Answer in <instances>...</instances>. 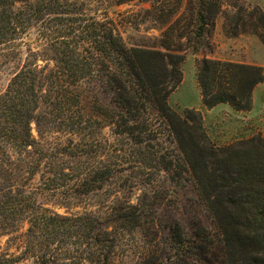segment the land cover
I'll list each match as a JSON object with an SVG mask.
<instances>
[{"label":"trees","instance_id":"16d2710c","mask_svg":"<svg viewBox=\"0 0 264 264\" xmlns=\"http://www.w3.org/2000/svg\"><path fill=\"white\" fill-rule=\"evenodd\" d=\"M76 5L0 0V47L13 49L11 44L33 27L53 62L49 70L39 67L34 61L40 53L29 50L0 94V237L27 224L20 254L0 252V264L29 259L34 264H118L119 237L140 228L144 212L129 198L118 199L124 191L121 151L110 149L107 162L91 161L95 123L110 127L142 164L163 160L161 136L170 138L175 156L162 169L186 170L220 235V260L206 263L264 264V137L215 147L200 112L189 110L182 117L169 105L182 79V58L128 48L112 27L85 16ZM95 77L112 92V106L97 104L85 113L78 86ZM197 81L205 108L229 104L250 111L264 69L203 59ZM59 132L69 137L66 142L52 138ZM49 196L64 208L77 198L101 202L97 211L60 214L40 201ZM174 237L183 243L179 234Z\"/></svg>","mask_w":264,"mask_h":264},{"label":"rangeland","instance_id":"374dc122","mask_svg":"<svg viewBox=\"0 0 264 264\" xmlns=\"http://www.w3.org/2000/svg\"><path fill=\"white\" fill-rule=\"evenodd\" d=\"M74 2L85 16L108 24L128 47L156 50L182 58V79L169 95V105L180 116L196 110L202 116L206 135L215 147H227L254 136L264 137V82L252 94L250 111H237L229 104L211 110L203 106L197 81L201 60L212 59L264 69V0H65ZM11 44L12 52L0 47V94L13 75L25 64L29 54L39 52L34 62L47 70L53 67L52 54L45 51L46 41L30 27L25 36ZM4 54V55H3ZM31 59H34L31 57ZM79 84L80 104L85 113L94 105L112 106V92L98 80ZM92 130L94 164L107 162L117 148L124 188L120 201L131 200L142 207L143 225L119 237L118 264H207L221 256L220 235L202 199L183 167L170 173L162 168L175 156V146L162 135V159L144 163L134 158L127 146H121L110 127ZM32 134L38 139L35 125ZM55 135V136H54ZM52 136V134L50 135ZM52 138L66 142V134ZM126 153V155H124ZM110 160V159H109ZM113 161L116 159L112 158ZM175 164V162H174ZM38 176L31 182L35 187ZM105 188H109L106 186ZM40 199L60 214L97 211L96 197L77 198L67 208L57 207L52 197ZM110 200L115 201L113 198ZM102 200H105L102 198ZM27 224L12 236L0 237V252L20 254ZM181 245L177 244L179 237ZM19 264H34L31 259Z\"/></svg>","mask_w":264,"mask_h":264},{"label":"crops","instance_id":"0c3cea01","mask_svg":"<svg viewBox=\"0 0 264 264\" xmlns=\"http://www.w3.org/2000/svg\"><path fill=\"white\" fill-rule=\"evenodd\" d=\"M255 89H256V88H255ZM254 91H255V90H254ZM221 105H223V104H221ZM221 105L219 104V105H217V106L213 107L211 110H214V109H216V108L220 107Z\"/></svg>","mask_w":264,"mask_h":264}]
</instances>
